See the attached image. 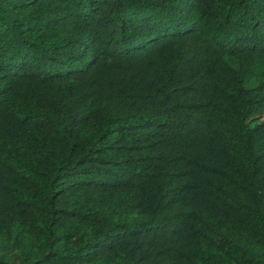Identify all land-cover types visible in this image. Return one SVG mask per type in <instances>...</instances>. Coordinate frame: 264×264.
<instances>
[{
    "label": "trees",
    "instance_id": "trees-1",
    "mask_svg": "<svg viewBox=\"0 0 264 264\" xmlns=\"http://www.w3.org/2000/svg\"><path fill=\"white\" fill-rule=\"evenodd\" d=\"M0 264H264V0H0Z\"/></svg>",
    "mask_w": 264,
    "mask_h": 264
}]
</instances>
